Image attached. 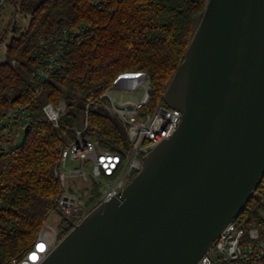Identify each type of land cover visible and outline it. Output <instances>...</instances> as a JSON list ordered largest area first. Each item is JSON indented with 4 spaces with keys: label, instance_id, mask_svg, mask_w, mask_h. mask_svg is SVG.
<instances>
[{
    "label": "water",
    "instance_id": "1",
    "mask_svg": "<svg viewBox=\"0 0 264 264\" xmlns=\"http://www.w3.org/2000/svg\"><path fill=\"white\" fill-rule=\"evenodd\" d=\"M163 98L177 129L39 264H196L241 212L264 173V0H208Z\"/></svg>",
    "mask_w": 264,
    "mask_h": 264
},
{
    "label": "trees",
    "instance_id": "2",
    "mask_svg": "<svg viewBox=\"0 0 264 264\" xmlns=\"http://www.w3.org/2000/svg\"><path fill=\"white\" fill-rule=\"evenodd\" d=\"M208 0H111L99 8L90 0H12L30 14L28 27L8 43V55L0 60V111L10 100L31 104L34 120L23 139L0 150V264H15L37 237L60 193L55 174L59 149L74 140L75 128L88 117L84 136L102 148L120 151L127 146V125L96 106L104 103L105 88L116 75L128 70L146 71L150 80L152 110L163 98L170 79L183 60L191 39L193 18ZM89 23L94 36L71 45L63 65L46 80L41 94L31 93L30 58L39 36L55 32L60 25ZM65 103L68 110L59 126L49 122L42 106ZM100 195L93 182L87 205ZM264 173L239 217L252 224L262 219ZM66 230L59 234L63 237Z\"/></svg>",
    "mask_w": 264,
    "mask_h": 264
},
{
    "label": "built area",
    "instance_id": "3",
    "mask_svg": "<svg viewBox=\"0 0 264 264\" xmlns=\"http://www.w3.org/2000/svg\"><path fill=\"white\" fill-rule=\"evenodd\" d=\"M6 0H0V8ZM99 8H105L111 0H90ZM94 36L89 23L77 26L60 25L55 32L38 37L31 52L33 62L30 73L31 93L41 94L48 77L63 65V58L71 45L81 44ZM145 91L140 99L113 97L115 89H137ZM150 80L146 71L128 70L120 72L105 88L102 97L116 109L121 121L127 125V146L120 151L102 148L98 140L84 136L88 127V117L75 128L74 140L60 147L55 174L60 183V193L55 198L54 208L45 220L37 237L22 258L13 257L15 264H39L61 239L59 234L65 228L69 217L79 223L85 215L99 203L119 195L128 182L143 167V159L157 144L170 137L182 119L178 108L166 104L162 98L152 110H144L150 101ZM8 108L0 111V150H7L22 139L27 124L34 120L30 103L9 101ZM129 105H132L130 108ZM96 106L93 101L86 103V109ZM46 119L59 126V118L68 107L65 103L55 105L51 101L43 104ZM68 159L80 161L81 165H69ZM86 164L91 169L85 167ZM93 182L100 186L98 199L87 205L88 194ZM82 186L81 188H76ZM57 213L58 225L50 222V216ZM262 219L252 224L241 219L239 214L230 221L213 240L208 250L196 264H264V208L260 210Z\"/></svg>",
    "mask_w": 264,
    "mask_h": 264
},
{
    "label": "rangeland",
    "instance_id": "4",
    "mask_svg": "<svg viewBox=\"0 0 264 264\" xmlns=\"http://www.w3.org/2000/svg\"><path fill=\"white\" fill-rule=\"evenodd\" d=\"M30 14L26 11H20L17 9L15 3L12 0H6L5 3L0 8V60H4L7 55L8 43L12 40L15 35L21 34L28 27ZM145 91L143 86H140L137 89H115L113 88L110 93L113 97L122 98V99H140ZM97 108L101 109L106 114L112 116L116 121H118L121 125L124 124L120 116L118 115L116 109L104 99V103ZM69 165H81L80 161L68 159ZM85 167L87 169H91L89 164H86ZM82 186H78L76 188H81ZM260 210H263L260 209ZM50 222L58 225L60 222V218L58 214L55 212L50 216Z\"/></svg>",
    "mask_w": 264,
    "mask_h": 264
}]
</instances>
